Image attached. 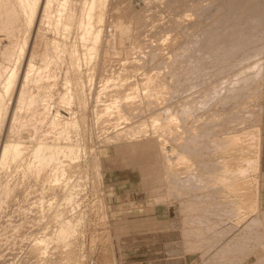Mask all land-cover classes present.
<instances>
[{
  "label": "bare ground",
  "instance_id": "obj_1",
  "mask_svg": "<svg viewBox=\"0 0 264 264\" xmlns=\"http://www.w3.org/2000/svg\"><path fill=\"white\" fill-rule=\"evenodd\" d=\"M151 1L145 0L146 7L143 4L147 12L153 4ZM168 1L170 4L177 2ZM191 1L195 2L192 4L193 8L190 5L195 13H185L184 16L193 17L195 14V17L188 18V22L183 21L184 16H181L182 19L178 18L177 13V18L176 15L173 18L175 11L170 16V8L177 6L176 3H172L175 6L169 5L168 9L166 2L165 6L170 13L162 6L165 0L157 2L159 7L152 5L155 8L152 7L151 10L154 8L155 11L150 12L156 13L152 14V17L159 13L161 15L160 11H156L162 7L167 10L173 20L169 19L168 13L165 15L173 21V29L178 28L176 33H180L183 28L192 29V34L188 30L190 33L187 36L188 32H184L186 38L182 36V41L175 36V41L163 46L161 42L154 43L158 40L151 38L152 35L153 38L156 37L151 33H155V28H158L156 21L163 16L159 15L158 19L156 17L155 21L151 22V13L146 14L144 8L125 9L128 0H0V212L13 200H17L21 193L24 200H30L31 204L36 206V214L41 212L34 217L38 218L40 224L38 229L35 228L37 236H33L35 229L32 235H29L33 236V239L30 238L31 250L34 249L32 253L38 254L37 257L46 256L52 246L76 243L73 236L77 220H82L79 216L85 210H65L63 204L74 199L73 192H76V186L79 185L80 157L83 156L82 152L89 153L85 139L88 136L86 134L90 110L93 115L91 121L105 117L104 121L109 124L111 130H105L106 140H103L108 146L113 145L116 151L127 149L130 153L138 149L149 151L147 148H157L158 163H161L165 170L177 162L178 153L195 150L201 143L206 144L209 151L217 150V145L220 144L222 150L229 153L231 161L227 160V156L217 161L232 162L237 158L236 152L240 149L234 148L236 144L233 139L236 136L237 142H244L243 146L249 152L254 151L256 163L260 165L262 127L256 121V124L251 122L250 117H255L252 112L254 110L250 107V114L242 105L243 109L234 111L230 104L234 103L235 106L241 102L245 105L243 102H248L249 98L254 97L257 90L262 93L264 0H209L210 2H204V5L200 2L204 0ZM185 7L184 12L190 9ZM176 9L181 10L183 14L180 7ZM160 20L157 24L159 28L165 26L164 18L163 23ZM150 24L155 30L149 28ZM165 24H168V21ZM173 24L168 25L171 27ZM169 27H165V30ZM174 31L172 30L173 33ZM162 33L166 31L161 32V35L159 33L160 38ZM170 34H165L164 40H167ZM130 68L136 73L127 76ZM166 68L169 70L165 71ZM161 69L170 72V79L164 77L166 74L161 72ZM217 104H220L224 114H227L223 115L221 120L217 118L219 113L210 114L208 111L211 118L206 113ZM250 105H253V102ZM226 106L229 112L223 108ZM189 108L191 110H188ZM186 109L188 111H185ZM193 110L198 111L197 115L199 113L196 123L193 122ZM203 110L206 112L200 114ZM247 112L249 113L246 114ZM147 114L158 116L154 117L153 128L146 129L145 135L140 138L139 130H132L140 121L139 118ZM206 114L210 119L204 121L203 115ZM247 120H250L249 124ZM239 121L245 124L239 127ZM114 133L118 141L123 135L126 136L123 137L124 141L114 140ZM220 134L228 136L224 137L226 139L220 138L222 140L219 141L217 138L212 139ZM170 142H174L171 147ZM198 158V154H194L193 161L197 162ZM81 162L83 165V161ZM197 170L180 173L176 171L174 175L165 171L163 177L165 180L169 177L175 179L179 174V178L184 180L188 178V173L193 177ZM179 178L176 177L177 180ZM240 179L243 186L251 180L249 176ZM61 186H64L65 190L69 189V194L65 197L57 193ZM73 188L76 189L71 191ZM32 192L35 194L30 195ZM48 192L52 196L47 195ZM242 192L238 201L244 198L254 213L260 211L261 185L258 183L254 199L246 198V190ZM19 200L21 199L18 198ZM228 203L230 204L227 201ZM241 203L245 204L243 201ZM243 205L242 209L246 210L244 206L247 205ZM235 207H238L237 204ZM201 210L205 212L203 209H200V212ZM10 215L5 216L9 218ZM46 216L49 220L44 223ZM12 217V220L6 221V225L8 222L13 226L12 230L9 229L13 232L20 230V226L28 219L27 217L22 221L18 217L22 222L16 224L17 214L16 219ZM35 219L32 218L31 221ZM4 224L2 225L5 226ZM246 227L247 225L243 227L244 231ZM249 229L247 228L246 233ZM240 231L230 237L232 245L246 237ZM251 232H257L252 239L262 240L259 237L260 232L250 231V234ZM18 236H15L14 241H17ZM19 240L22 239H18L17 243ZM260 243L264 244V240ZM223 246L225 247V244L222 248ZM262 247L264 250V245ZM254 253L257 255L258 264L264 263V252L261 254L256 250ZM71 261L65 260L63 264H72Z\"/></svg>",
  "mask_w": 264,
  "mask_h": 264
},
{
  "label": "rangeland",
  "instance_id": "obj_2",
  "mask_svg": "<svg viewBox=\"0 0 264 264\" xmlns=\"http://www.w3.org/2000/svg\"><path fill=\"white\" fill-rule=\"evenodd\" d=\"M158 1L152 0L151 2L158 6ZM181 1L182 0H177V2L175 1L176 4L173 2L172 3L177 6L181 4L184 8L181 5L179 7L180 9L183 8V14H181V10L176 9L179 7L171 3L172 6H175L173 7V10L168 0H165V3L161 4L162 6H165L167 2L168 9L170 5L171 15L169 14L170 11L166 7L167 5L165 7L169 13L167 10L165 11L162 6H160L162 7V9L160 8L161 10L158 8L159 6L156 7L159 9L156 12L158 13L160 11V17L163 16L161 18L157 17L159 15L152 17V14L155 13H151L155 11V7L152 6L153 4L150 5V7L148 6L149 9L154 7L153 11L150 9L147 12V9L144 8V5L146 7V3L144 4L145 0H128V4L126 3L124 8L127 9L128 7H131L136 10L144 8L147 12L146 14L151 13V19L153 18L150 20L151 22H154L155 18L157 17V19H161L162 21H160L163 23L164 18L165 26L161 27L164 28V30L159 28L157 25L159 19L156 21V26L158 28H155L158 31H156L151 26V24L149 25L150 27H148H152L151 30L154 29L155 31H153L155 33L157 32L158 34L151 33L154 34V37L156 35L155 38H153V35L151 38L153 40H158H154L157 42L152 40V42H161V45L166 46V44L168 45L169 42L171 43L175 41V36H177L176 38L179 37L182 41L186 31L188 32L189 30L183 28L180 29L182 31H180L181 34L176 33L178 28L173 29L174 24L173 21H171L173 20L172 17L174 18L176 15L175 18H177V14H179L178 18H181V16H184L185 13L189 14L191 12V15L192 12L195 13L194 10H192V4L195 3L194 1L185 0L184 5V0L183 2ZM179 2L181 3L177 4ZM200 2L202 5H204V2L208 4L210 1L204 0L203 2ZM201 4L199 3V5ZM190 5H192V8ZM185 6H187V9L188 7L190 8L186 10V12H184V9L186 8ZM174 11L175 14L173 15ZM162 12L165 13L162 14ZM166 13H168V16H173H169V18L165 15ZM154 15H156V13ZM185 16L184 18L187 20H184L182 17L183 21L188 22L191 18L193 19V17H195V14H193V17H190V15H187V17ZM160 21L159 24H161ZM167 21L168 24L171 23L173 25H170L171 27H169L168 24H165ZM165 27L169 28H166L165 30ZM170 28L172 29L169 30ZM159 29L161 32L166 31V33H162L161 38L159 37V33L161 35ZM172 30H175L174 33ZM191 30L192 29L189 30L191 33H186V36L189 35V33L192 34ZM167 33L170 34V36L167 38V40H164V35ZM177 34L180 35L178 36ZM159 39L161 41H159ZM162 69L161 72L163 71V73L167 70V68L164 69L165 71ZM127 72V76L134 75L136 73V71L132 68L128 69ZM163 73H161V75H163ZM169 73L165 72L166 75L163 76L170 79L171 76ZM260 92L261 91L257 90L255 96L249 98L251 101L248 100V102H243L248 107H246L241 102V104L239 103L235 106L234 103L230 104L233 106L234 109L232 110L234 111L235 109L240 110L245 108L250 111L251 114V111L254 110L252 112L255 113V117H250V119H254L253 121L251 120V122H254V124L257 122L262 127L261 135L263 143L260 154V165H257L256 163L257 158L254 151L249 152V150L243 146L244 142L236 141V136L233 139L236 144L234 148L236 149L239 147L240 149L236 152L237 158L232 162H227L225 160L217 161L225 156H227L228 161H231L229 153H226L225 150H222V148L219 146L220 144L217 145V150L209 151L207 145L201 143V146H198V148H195V150L180 154L176 153L177 162L165 170V167L161 163H158L159 158L156 157L157 148H153L154 150L152 148H147L148 150L150 149L149 151L146 149H138L133 151L135 153H130L127 149V152H125L126 150L124 149H122L124 151L121 149L116 151L113 148V145L108 146V143L104 142L106 140L105 135L107 134V131L105 130H111V128L107 121H104L105 117L104 119L102 117L100 119H93L92 121H95V123H92L91 117H93V115L90 110V117L88 121L89 124L87 127L88 134H86V136H88L87 138L85 137V144L87 145V148L89 147V149H87V152L89 153L82 152L83 156L80 157V165L78 167V173L80 177L77 174L79 178V185L76 186L77 189L73 188L71 190L73 191L76 189V192H73L74 199L69 203L63 204L65 210L73 211L78 209V212H80V208L81 210L83 209L82 211L85 210L84 213L79 216L82 218V220H80V218H78L80 221L77 220L78 224L76 226L75 235L73 236L76 243H73L72 245L60 244L58 246H52L49 248L46 256L44 257L41 255H39L40 257H37L38 254L36 255V253H32L34 249L31 250V240L33 239V236L35 237L36 235L35 228L38 229V227H40V224H38V218L35 219L34 217H37V215L41 212L36 214V206L32 205L30 200H24L22 198L23 194L21 193L19 197L17 196V200H13L14 204L13 202L10 203V208L8 206L5 208L6 211H2L4 214L0 212V218L2 216L0 219V224L2 225L5 223L4 225L6 226L5 227L2 225L3 227H1L0 225V264H29V262L30 264H63L65 260H72V264H258L257 255L254 253V251L258 250L261 254L264 252L262 247L264 244L260 243L262 240H264V86L262 93ZM249 102H253V105H250L251 103ZM254 104L256 106H254ZM219 105L220 104H217L212 109L207 110V112L204 111L206 110L204 109L202 112H200V114L206 112L209 115L208 111H210V114L219 113L220 116L217 118L221 120L223 115L226 116L227 114H224L222 106ZM250 107L252 110H250ZM223 108L229 112L227 106ZM188 110L191 109L189 108ZM188 110L186 109L185 111ZM63 112L65 113L64 110ZM197 112L198 111L193 110V122L195 123V120H197L199 117V113L197 115ZM248 113L249 112L246 114ZM207 114L203 115L204 121L205 119L207 121V119L211 118L210 115V118H208L209 116ZM156 116L158 115H142V117L139 118L140 121L137 123V126L133 128L132 131L139 130V134L141 135L140 138H142L145 135L146 129L153 128L154 117ZM96 120L98 122H96ZM247 121L249 124L250 120ZM239 122V127L245 124L243 121ZM244 122H246V120ZM102 132L103 137H101ZM116 136L117 135H115L114 140H117V142H123L124 138L126 137L123 135L124 138L122 137L121 139L120 137L122 135H120V137L118 136L120 138L118 141ZM225 136L228 135L220 134L218 136H213L212 139L217 138L216 140L219 141L222 140L220 138L226 139L224 138ZM171 143L174 144V142H170V147ZM196 153L199 157L198 161H202H200L201 164L198 161H193V156ZM88 155L89 157H87ZM81 161H83V165ZM155 162L156 164H153ZM231 163L234 165H231ZM195 170H197L195 175L198 176L199 174L200 178L199 176L196 178L194 174L193 177H190L191 173H188V178H184V180L179 178V174L176 176L177 179L179 178V180H177L175 177L176 181L173 179V177H169L167 180H165L163 177L165 171L172 172L174 175L176 171L180 173L182 171L189 172ZM243 176H249V178H251L249 183L245 186L240 184V178ZM85 178L86 181H84ZM258 183L259 186L261 185L262 204L261 210L254 213L253 208L251 209V206L247 204L244 198L241 201L245 202L247 206H244L245 204L243 205L240 199L238 201V197L241 195V193H243V190H246V198L249 200L254 199V191L256 190ZM61 188H58L57 190L58 195L60 194V196L65 197L69 194V191H67L69 189L65 190L64 186H61ZM34 194L35 193L32 192L30 195ZM47 195H50L49 192ZM47 195V198L52 196ZM60 196L59 198H62ZM18 198L21 200L18 201ZM24 201L28 203L26 204ZM227 201L230 202V204H227ZM23 202L25 204L24 208L22 205ZM231 202L232 204L235 202L236 203L232 205ZM236 204L238 206L237 208L235 207ZM13 205L15 207H13ZM26 205L27 207L25 208ZM29 205H31L30 209L28 208ZM241 205H243L244 209L247 211L249 210V213H247L246 210H243ZM46 209H48L47 206ZM200 209H203L205 212L202 210V212H200ZM29 212H32V214L34 213L33 217L30 218L32 214ZM10 214L14 216V219H16L15 216L17 214V222H15L16 220H13V222L16 224L22 222L24 219H27V217L29 221L27 219L24 224L25 226L22 225L24 228L20 226V230L17 229L13 232L11 231L13 226L11 227V225L8 223L10 219L12 220L13 218ZM35 214L36 216H34ZM5 215H10V217L8 218ZM5 217L7 219H5ZM18 217L22 219V221ZM32 218L35 220L31 221ZM48 220L49 218L46 216L43 222L45 223V221L47 222ZM6 221H8L7 225ZM28 222L30 224H27ZM246 225L247 227L244 231L243 227ZM31 227H33L32 231L30 230ZM247 228H250L248 232L249 234L250 231L260 232L261 234L259 237H261L262 240L260 241L254 238L258 240L256 243V240L252 238L257 232H251V234L253 233L252 235H247ZM4 229H6V231ZM33 229H35V234L33 233V236L30 237L29 235H32ZM2 230H4V232ZM25 230L28 231L26 232ZM239 231L244 233L246 237L243 238V241L241 239L240 242L237 244L233 243L232 245V241L229 239L232 235L235 233L237 234ZM6 232L8 235H10V237H8ZM19 232L21 233V236ZM17 235H19L18 239H22L21 241L19 240L20 243H17L18 239L17 241H14L15 236L17 237ZM247 236H249V238ZM30 238L32 239L30 240ZM227 241H230V244H228ZM214 242L216 245H213L215 244ZM223 243L225 244V247L223 246L222 248V245H224ZM230 245L232 247H230ZM32 255L33 257L35 255L36 256L33 258ZM33 261L34 263H31Z\"/></svg>",
  "mask_w": 264,
  "mask_h": 264
}]
</instances>
